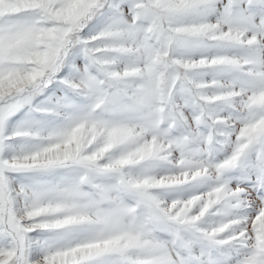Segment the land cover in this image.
<instances>
[{
  "label": "snow or ice",
  "instance_id": "6c2138e0",
  "mask_svg": "<svg viewBox=\"0 0 264 264\" xmlns=\"http://www.w3.org/2000/svg\"><path fill=\"white\" fill-rule=\"evenodd\" d=\"M0 264H264V0H0Z\"/></svg>",
  "mask_w": 264,
  "mask_h": 264
}]
</instances>
